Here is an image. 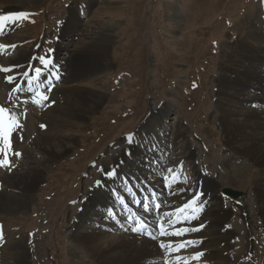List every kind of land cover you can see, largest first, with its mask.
Returning a JSON list of instances; mask_svg holds the SVG:
<instances>
[{
  "label": "rangeland",
  "instance_id": "374dc122",
  "mask_svg": "<svg viewBox=\"0 0 264 264\" xmlns=\"http://www.w3.org/2000/svg\"><path fill=\"white\" fill-rule=\"evenodd\" d=\"M173 6L180 7L182 21H175ZM73 13L78 27L69 30ZM2 15H12L18 23L0 39L8 44L0 65L13 64V73L22 77L10 85L6 78L0 83V104L16 112L22 128L13 133L11 148L0 147L11 163L0 166V172L16 181L35 174L40 178L23 210L0 211V244L4 236L25 239L34 264H86L89 259L73 255L71 224L86 192L106 178L100 169H116L122 192L132 198L143 192L162 200L157 217L146 220L153 233H159V224L173 231L165 213H174L179 228L183 213L176 209L203 190V210L199 202L184 209L199 217L186 222L187 229L197 228L198 221L205 225L203 231L208 209L222 206L230 213L224 226L237 233L230 240L231 254L245 251L246 234L252 232L257 249L251 250L262 264L264 234L254 203V181L261 168L251 160L242 164L245 160L224 144L215 104L222 55L233 54V49L236 53L241 37L252 27L264 33L262 0H17L0 2ZM61 45L69 48L68 53L59 52ZM46 53L48 67L38 59ZM28 57L30 63L25 61ZM85 59L94 61V71L75 75L76 66ZM36 67L43 69L39 77ZM32 78L39 82H31ZM37 92L46 93L51 103H22ZM31 109L36 113L35 127L27 125ZM62 117H67L65 125L50 129ZM41 138H47L44 144ZM52 146L57 157L50 159L47 151ZM129 171L136 179L129 180ZM211 179L220 180L222 190L231 187L245 196L232 200L220 194L219 201L211 199ZM135 206L141 209L143 201ZM200 231L184 235L196 237ZM0 256V264L17 263L15 252Z\"/></svg>",
  "mask_w": 264,
  "mask_h": 264
},
{
  "label": "bare ground",
  "instance_id": "6f19581e",
  "mask_svg": "<svg viewBox=\"0 0 264 264\" xmlns=\"http://www.w3.org/2000/svg\"><path fill=\"white\" fill-rule=\"evenodd\" d=\"M15 1L17 0H0V2ZM173 7L176 12L174 14L175 21H182L183 14L180 7ZM76 16L74 13L70 16L68 25L69 30H71L73 26L74 28L78 27V18ZM12 17V15L0 16V39L3 34L5 35L6 33L10 32V30H12L17 25V20ZM241 38L242 39L239 41L238 47L236 48V53H234L233 49V54H223L222 61L218 67L219 76L216 79L218 92L216 94L217 98L215 103L217 109L216 120H220L221 127L223 128L224 132L222 140L224 144L230 148L231 151H233L235 154H238L242 159L245 160L242 164H247L248 160H251V162L255 163L256 166L261 168L260 177L254 181V194L256 196V201L254 203H257L256 210L258 211V216L261 219L260 225L262 226V234H264V33L259 31L257 28L254 29L252 27V31L247 32ZM7 46L8 44L0 40V57L1 54L7 49ZM99 50L103 53L105 48L100 46ZM68 51L69 48L66 46H59V52L68 53ZM55 60L58 61L57 58H55ZM25 61H29L30 63L32 60L30 57H28ZM96 66L97 65L94 64L93 60L85 59L83 64L79 63L76 66L75 75L81 74V77L86 76L89 72H93L95 69L94 67ZM204 66L206 65L204 64ZM0 68L12 69L9 74L6 72H0V83L4 80L6 81L8 75H12L15 78L13 83L19 81L20 77H22L21 74L13 73V64H7L6 66L0 65ZM204 69L207 68L205 67ZM32 81L37 82V79L34 78L31 80V82ZM255 104L257 107L253 108L252 106ZM66 118L62 117L55 120L52 124L54 126L51 125L50 129L65 125L64 123L67 121ZM35 120L36 113L33 109H31L27 118V125L29 127H35ZM45 139L47 140V138ZM45 139L41 138L39 141L42 142L45 141ZM1 146H3L2 142H0V147ZM45 149L48 150L49 148ZM55 150V147L52 146L47 151L50 159L57 157V152H55ZM189 151H191V157H194V150H192L190 147ZM0 159H3V157ZM242 161L243 160H241V162ZM124 169L126 172L129 170L128 167H124ZM241 169L244 170L245 167ZM35 172L33 173L35 174ZM232 172L233 169H230L226 179L230 180L232 178ZM242 173H244V171ZM128 177L129 180L136 179V176L130 171L128 172ZM27 178L29 177H26V179ZM39 178V174H35L33 177L27 179V181H22L21 177L16 181L12 176H5L0 172V211L16 212L23 210L27 206L29 199L28 196L30 192L34 190ZM101 181H103V187H97L94 183L91 189L86 192L82 209L75 216L76 221L71 224V241L73 244L72 252L75 258L79 257L81 259H89V262L84 263L164 264V261L170 257L168 255L166 256L164 254V250L159 248L160 241H163L164 243L173 241V245H175L176 242L181 240H194L195 243L193 242L194 244L192 245L194 247H192V249L191 247H188L189 251L188 249H182L179 253H172L171 258L175 255H180L188 259V264H259L257 260L259 258H257L255 255V251L251 250V248H256V245L252 242V240H254L252 238V232L246 234V240L248 241V244L245 246V251H242L243 253L241 254H236V256L235 254H231L233 246L230 240L232 236H235L237 233H232V231L224 226L226 217L228 214H230L226 208L222 206H213L214 208L210 207L207 211V228H205L203 231L199 230L200 232L195 233L196 237H193V234H187L178 240H171V237H158V240L153 241L150 238H146V236H144L145 232H133L131 229L134 227L136 228L138 224L142 227L143 224L146 223L147 219H155L157 214L154 210L157 208V205H161V199L152 198L149 200V198L146 197L143 200L145 195L142 194L139 196H136V194L132 198L126 192H122V190L119 189V182L116 177L109 178L106 176V178L103 180L101 179ZM210 182V186L208 185L212 192L210 197L211 199H216L219 201L220 194L225 196L223 190L221 189V184L219 183L220 180L218 181L216 179H211ZM18 184L22 187H18ZM8 188L9 190L15 192L13 194L6 193ZM113 190L123 197L122 201L119 200L116 195H114ZM141 199L145 205H148L147 211H145L143 207H140L141 210L135 207L137 204L136 202ZM242 209H246V206L241 208V210ZM150 212L153 213L150 214ZM193 217H198L197 213H184L182 215V221L186 223L190 219H194ZM102 218H104V220H101ZM88 222L92 225H86ZM199 223L200 222L198 221L196 222L197 227L200 225ZM185 225L186 226H181V228H189L187 224ZM251 229L249 228L247 230L250 232ZM150 231L151 230L148 228L146 229V232ZM4 237L2 243L0 244V252L3 256L8 257L6 255H11V253L15 252L17 256L16 264H34L31 261L33 260V256L31 255L30 249L24 241L25 239H16L15 241V239L10 236ZM10 242L13 244L11 245ZM260 245H262V242H260ZM11 247L14 249L13 252L11 251ZM261 248L264 250L263 246ZM9 249L11 253L7 251ZM201 250L206 253V255L202 257L201 260L198 261L191 259L194 253ZM263 250L262 252H264ZM170 260V264H175L174 260ZM262 264H264V259L262 260Z\"/></svg>",
  "mask_w": 264,
  "mask_h": 264
},
{
  "label": "snow or ice",
  "instance_id": "6c2138e0",
  "mask_svg": "<svg viewBox=\"0 0 264 264\" xmlns=\"http://www.w3.org/2000/svg\"><path fill=\"white\" fill-rule=\"evenodd\" d=\"M262 2H264V0H262ZM19 16H24L23 13H20ZM13 47H15L13 45ZM52 51H54V49H49V53H51ZM44 65V67H48L49 64L51 63L48 54L46 53L45 56L39 57L38 58ZM12 71V69L9 68H0V72H6V73H10ZM34 72L36 73L37 77L41 76L43 73V69L41 67H36L34 68ZM25 75H27V73H25ZM14 77L12 75H8L7 76V80L9 81V83H13L14 81ZM19 86L17 85V88ZM48 91H51V89H48ZM36 97H39V99H37ZM33 103L36 105H41L43 102H49L51 103L49 97L47 96L46 93H40L37 92L35 97H32L31 100H24L22 101L23 104H28V103ZM41 127H44V125H41ZM22 128V124L20 123L19 117L17 116L16 112L11 108V107H6L3 105H0V142H2V145L4 147L7 148H11V139L13 136V133L16 132L18 129ZM22 138V137H21ZM130 145L134 143V139L133 138H128L127 141ZM16 156H19L20 153H13ZM131 154V153H129ZM0 155H3L5 158L4 159H0V166H8L11 167V163L9 160H7V153L3 151L2 148H0ZM101 172L104 173L105 176L109 177V178H114L117 176V170L116 169H110V170H105V169H100ZM166 171L168 173H173V169L172 168H168L166 169ZM127 180V178H125ZM167 181V177H165V183ZM95 184L97 187H103V181L101 180H97L95 181ZM173 191H176V189H172ZM179 191H184L183 188H180ZM114 195H116L118 197L119 200H123V197L119 195V193H117L115 190H113ZM205 194L202 191H196L193 193L190 201L188 203H185L183 205V207H179L176 209L177 212H183L184 209L189 208L191 205L193 204H197V202H199V209L202 211L203 210V206L205 201H203L202 197ZM136 203H140V202H136ZM156 207H159V205H157ZM143 208L145 211L148 210V205H143ZM165 216L168 217L166 223L171 226L173 228V231L169 232L162 224L158 225V230H159V237H169V236H173V237H182L184 235L185 232L188 231H199L200 229H202L205 225L201 222L200 225L197 228H191V229H183V228H176L175 224L177 223V221L174 219V213H165ZM194 219L197 217H193ZM148 225L145 223L143 224V226L141 228H132L131 230L133 232H145L146 233V229H147ZM147 235H149L150 239L155 241L158 240V236L157 235H153L151 233H146ZM0 238H2V236H0ZM192 241H186V240H181L179 242L175 243V246H173V242L170 241L169 243H164L163 241L159 242V248L163 249L165 254L167 255H171L172 253H179L182 249H187V247L192 244ZM206 255L205 252L201 251H197L196 253H194V255L191 257V259L194 260H201L202 257H204ZM172 260L175 261V264H188V259L180 256V255H175L174 257H172ZM164 264H170V261L166 260L164 261Z\"/></svg>",
  "mask_w": 264,
  "mask_h": 264
},
{
  "label": "water",
  "instance_id": "95a60500",
  "mask_svg": "<svg viewBox=\"0 0 264 264\" xmlns=\"http://www.w3.org/2000/svg\"><path fill=\"white\" fill-rule=\"evenodd\" d=\"M223 193L225 195L232 197V198H239L240 196L244 195V193L242 191L234 190V189L228 188V187L223 189Z\"/></svg>",
  "mask_w": 264,
  "mask_h": 264
}]
</instances>
